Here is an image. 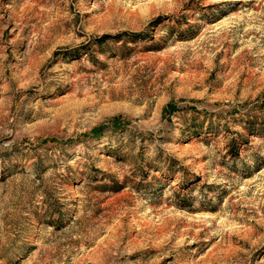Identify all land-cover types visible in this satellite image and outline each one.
I'll use <instances>...</instances> for the list:
<instances>
[{"label": "rangeland", "instance_id": "obj_1", "mask_svg": "<svg viewBox=\"0 0 264 264\" xmlns=\"http://www.w3.org/2000/svg\"><path fill=\"white\" fill-rule=\"evenodd\" d=\"M0 264H264V0H0Z\"/></svg>", "mask_w": 264, "mask_h": 264}]
</instances>
